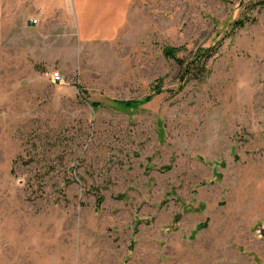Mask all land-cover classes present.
I'll return each mask as SVG.
<instances>
[{"label": "rangeland", "instance_id": "374dc122", "mask_svg": "<svg viewBox=\"0 0 264 264\" xmlns=\"http://www.w3.org/2000/svg\"><path fill=\"white\" fill-rule=\"evenodd\" d=\"M122 1L0 0V264H264V0Z\"/></svg>", "mask_w": 264, "mask_h": 264}, {"label": "crops", "instance_id": "0c3cea01", "mask_svg": "<svg viewBox=\"0 0 264 264\" xmlns=\"http://www.w3.org/2000/svg\"><path fill=\"white\" fill-rule=\"evenodd\" d=\"M77 21L83 38L108 35L115 30L121 20L120 14L111 13L110 9H123L122 0H73Z\"/></svg>", "mask_w": 264, "mask_h": 264}, {"label": "trees", "instance_id": "16d2710c", "mask_svg": "<svg viewBox=\"0 0 264 264\" xmlns=\"http://www.w3.org/2000/svg\"><path fill=\"white\" fill-rule=\"evenodd\" d=\"M262 4H264V1H262ZM236 25H241V23H236ZM177 49L174 48H166L164 50V54L167 58L175 60L178 65L180 66L182 70V76H181V83L186 82V79L189 78L201 80L204 79V76L207 73V61L210 57L213 55V49H205V50H199L194 58L186 62L183 59L176 56ZM156 88V87H155ZM156 93H160V89L157 88ZM150 97L145 99V102L150 101ZM140 102L137 101H126V102H120L119 104L126 109H132L135 106H137ZM94 106H97L94 104Z\"/></svg>", "mask_w": 264, "mask_h": 264}, {"label": "built area", "instance_id": "2783aa9c", "mask_svg": "<svg viewBox=\"0 0 264 264\" xmlns=\"http://www.w3.org/2000/svg\"><path fill=\"white\" fill-rule=\"evenodd\" d=\"M33 23L37 24V23H38V20L35 19V20L33 21ZM61 77H62V76H61L59 73H56L55 76L53 77V79H54L55 81H57V80H60Z\"/></svg>", "mask_w": 264, "mask_h": 264}, {"label": "water", "instance_id": "95a60500", "mask_svg": "<svg viewBox=\"0 0 264 264\" xmlns=\"http://www.w3.org/2000/svg\"><path fill=\"white\" fill-rule=\"evenodd\" d=\"M262 234H263V236H264V232H263Z\"/></svg>", "mask_w": 264, "mask_h": 264}]
</instances>
